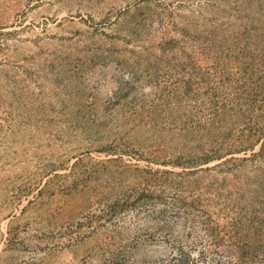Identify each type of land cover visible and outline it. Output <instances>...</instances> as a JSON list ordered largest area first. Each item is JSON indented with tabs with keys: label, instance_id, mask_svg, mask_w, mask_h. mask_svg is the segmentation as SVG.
<instances>
[{
	"label": "rangeland",
	"instance_id": "rangeland-1",
	"mask_svg": "<svg viewBox=\"0 0 264 264\" xmlns=\"http://www.w3.org/2000/svg\"><path fill=\"white\" fill-rule=\"evenodd\" d=\"M0 264H264V0H0Z\"/></svg>",
	"mask_w": 264,
	"mask_h": 264
}]
</instances>
